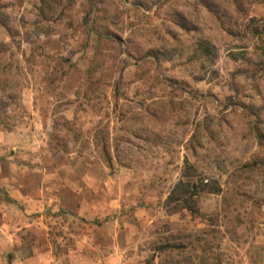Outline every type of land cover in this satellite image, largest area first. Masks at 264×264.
Returning a JSON list of instances; mask_svg holds the SVG:
<instances>
[{"label":"rangeland","instance_id":"1","mask_svg":"<svg viewBox=\"0 0 264 264\" xmlns=\"http://www.w3.org/2000/svg\"><path fill=\"white\" fill-rule=\"evenodd\" d=\"M0 169L3 264H264V0H0Z\"/></svg>","mask_w":264,"mask_h":264},{"label":"crops","instance_id":"2","mask_svg":"<svg viewBox=\"0 0 264 264\" xmlns=\"http://www.w3.org/2000/svg\"><path fill=\"white\" fill-rule=\"evenodd\" d=\"M4 136H5V138H7L6 137L7 136L6 133L4 134ZM9 138H10V136H9ZM1 174H4V177L3 178H5L6 177V170L1 171V169H0V175ZM0 186H3V185H0ZM4 186H5V191L9 194V196H11L12 198H14L19 203H21V205L23 207L26 208L29 205L30 202L27 203V204H25L26 201L23 202L21 200V198L24 197V195L22 193L23 192L22 188L12 189V188H9L8 187L9 186L8 184H6ZM58 190L61 191L60 188H58ZM61 194H62L61 192L52 193L53 198L51 200H49V201H45L43 199V201H40L42 203H39V206H41V207L51 206V209L52 210H55V209H59V207L62 206V204L67 205L66 201L64 200V198H62ZM6 204H7V206H10V207H11V205H13V204L7 203V202H6ZM14 205L16 206V204H14ZM8 218L9 217L7 216V219ZM15 233H16L15 231L13 232V231H10V230H6L2 234H0V239H3V238L4 239L12 238V237L16 236ZM5 242H8V241L5 240ZM13 245H14L13 243H11L10 245H9V243H5L4 244L0 240V264H3L2 263V260H1V255L5 252V249H11V248H13ZM21 264H24V263L21 262Z\"/></svg>","mask_w":264,"mask_h":264},{"label":"trees","instance_id":"3","mask_svg":"<svg viewBox=\"0 0 264 264\" xmlns=\"http://www.w3.org/2000/svg\"><path fill=\"white\" fill-rule=\"evenodd\" d=\"M183 186H185V185H183ZM185 189H187V186L185 187ZM185 189H184V190H185ZM187 190H188V189H187ZM184 192H185V191H184ZM186 192H189V191H186ZM189 193H190V192H189ZM170 246H171V247H174L175 245H169V247H170Z\"/></svg>","mask_w":264,"mask_h":264}]
</instances>
